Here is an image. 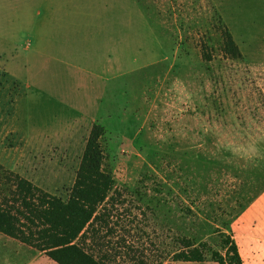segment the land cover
Segmentation results:
<instances>
[{
  "label": "rangeland",
  "instance_id": "obj_1",
  "mask_svg": "<svg viewBox=\"0 0 264 264\" xmlns=\"http://www.w3.org/2000/svg\"><path fill=\"white\" fill-rule=\"evenodd\" d=\"M5 2L1 19L23 14ZM124 15L140 51L123 54L95 118L0 71V165L64 199L99 125L113 215L136 254L156 264L182 239L224 254L221 240L264 191V0H124ZM222 27L241 59L220 52ZM34 253L0 234V264Z\"/></svg>",
  "mask_w": 264,
  "mask_h": 264
},
{
  "label": "crops",
  "instance_id": "obj_2",
  "mask_svg": "<svg viewBox=\"0 0 264 264\" xmlns=\"http://www.w3.org/2000/svg\"><path fill=\"white\" fill-rule=\"evenodd\" d=\"M7 1L23 14L0 18V71L38 99L95 118L105 85L123 74V54L140 51L138 35L123 30L124 0ZM231 235L242 264H264V191L234 220ZM35 252L25 264H56Z\"/></svg>",
  "mask_w": 264,
  "mask_h": 264
},
{
  "label": "trees",
  "instance_id": "obj_3",
  "mask_svg": "<svg viewBox=\"0 0 264 264\" xmlns=\"http://www.w3.org/2000/svg\"><path fill=\"white\" fill-rule=\"evenodd\" d=\"M222 28L220 52L231 60L241 59L230 32ZM207 49L202 48L204 57ZM103 134V127L92 126L75 181L64 199L0 165V234L56 264H149L120 236L122 226L113 215L115 181L103 166ZM181 243V249L155 263L242 264L231 234L221 240L224 254L188 239Z\"/></svg>",
  "mask_w": 264,
  "mask_h": 264
}]
</instances>
